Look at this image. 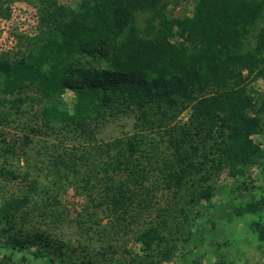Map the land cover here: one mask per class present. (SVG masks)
<instances>
[{"label": "trees", "instance_id": "1", "mask_svg": "<svg viewBox=\"0 0 264 264\" xmlns=\"http://www.w3.org/2000/svg\"><path fill=\"white\" fill-rule=\"evenodd\" d=\"M26 1L36 32L20 36L23 50L14 57L0 55V177L17 179L23 191L0 198V249L43 264H165L199 239L221 177L231 200L259 188L264 0H193L190 13L177 16L170 7L181 0ZM9 16L10 6L0 4V19ZM24 107L32 124L19 125ZM120 117L132 119V131L97 145L104 123ZM9 127L23 133L5 135ZM73 134L71 148L31 152L34 136ZM18 142L27 158L16 174L6 157L21 161ZM86 144H96L92 154ZM36 154L43 166L33 162ZM79 174L87 205L71 242L58 198ZM262 211L264 196L237 214ZM253 225L264 241V224ZM129 236L141 256L127 248ZM218 258L215 264H236L227 254Z\"/></svg>", "mask_w": 264, "mask_h": 264}, {"label": "rangeland", "instance_id": "2", "mask_svg": "<svg viewBox=\"0 0 264 264\" xmlns=\"http://www.w3.org/2000/svg\"><path fill=\"white\" fill-rule=\"evenodd\" d=\"M60 3L74 7L78 0H59ZM2 8L10 6V16L7 19H0V55L8 57H14L19 46L20 36L30 37L35 34V9L26 0H0ZM193 0H181L177 8L172 9L173 15L189 14L192 8ZM23 43V42H22ZM23 50V48H22ZM258 88H262V83H258ZM64 102L71 107L73 93L66 91L62 96ZM24 116L19 117V125L24 123H33V111L31 108L24 107ZM185 116V115H184ZM16 126V123L11 124ZM133 128V121L129 117H120L116 121L108 120L104 123L102 130L97 135V145L102 146L104 143L112 141L116 138H124L127 133H130ZM2 129L0 128V131ZM10 134H18L20 136L23 131L20 129H14L12 127L5 128L4 134L9 136ZM1 137V136H0ZM33 143L31 146L32 154L37 150L44 152V148L47 152L50 148V153L57 147L50 146L56 144L59 147L71 148L76 143V135L63 136H34ZM255 140H262L259 136L255 137ZM18 142L15 146V154L21 156L20 162H16L13 158L7 156V162H9L10 169H17V171H23L26 165L24 159L26 157V148L21 147ZM96 144H86L85 147L89 153L92 154L93 146ZM84 147V148H85ZM95 151V150H94ZM88 153V154H89ZM42 157L38 154L35 155L33 162L43 166L41 164ZM96 161V158H94ZM2 157H0L1 163ZM29 162V160H28ZM31 162V160H30ZM90 168V167H89ZM83 173H87L85 169ZM33 178L35 174L31 172ZM255 174V185L259 188L254 191L247 200H231L229 182L224 184L219 179L218 191L212 198V204L207 210H204L201 214V220L199 222L200 231L199 239L197 241H188L180 246L179 251L176 253V257L170 262L165 264H215L219 261L220 255H226L229 260L236 264H264V241H260L257 231H253V223L256 221L260 222V225L264 224V211L260 214H243L238 215L237 213L249 200H260L264 196L263 178ZM21 178V177H20ZM38 181L45 183V177H37ZM17 180V179H16ZM16 180L4 179L0 177V198L6 196V192H12L14 194H23L21 186L15 183ZM75 184L67 186L66 190L60 195L58 200L60 201V209L67 215V225L62 229L63 235L66 239L73 242L78 237V227L76 226V220L79 218L77 214L82 210V207L87 205V197L80 190L85 180L81 174L77 175ZM94 182V181H93ZM79 188V189H78ZM240 208V209H239ZM98 210V209H96ZM99 216L102 214L98 212ZM153 212L150 213L152 215ZM152 217V216H151ZM261 218V219H260ZM105 220V219H104ZM106 221H103L104 225ZM198 225V227H199ZM260 228L259 225H257ZM128 242L127 248H130L132 253L141 256V245L134 243L131 237L126 238ZM200 240V241H199ZM85 242V240L83 241ZM197 248L193 249L192 247ZM72 248H76L73 243ZM75 254L79 252L75 249ZM117 262V261H115ZM0 264H43L42 262L33 259L27 252L17 253L15 251H9L0 249ZM116 264V263H115Z\"/></svg>", "mask_w": 264, "mask_h": 264}]
</instances>
